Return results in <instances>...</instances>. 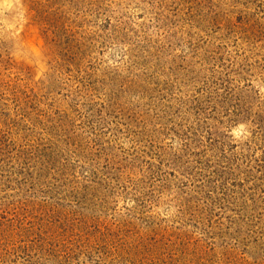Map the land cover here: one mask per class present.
<instances>
[{
	"label": "rangeland",
	"instance_id": "obj_1",
	"mask_svg": "<svg viewBox=\"0 0 264 264\" xmlns=\"http://www.w3.org/2000/svg\"><path fill=\"white\" fill-rule=\"evenodd\" d=\"M0 264H264V0H0Z\"/></svg>",
	"mask_w": 264,
	"mask_h": 264
}]
</instances>
